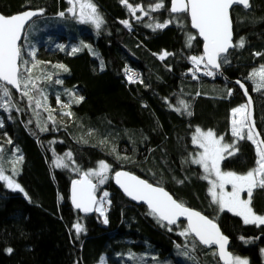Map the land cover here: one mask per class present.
<instances>
[{"label":"trees","instance_id":"obj_1","mask_svg":"<svg viewBox=\"0 0 264 264\" xmlns=\"http://www.w3.org/2000/svg\"><path fill=\"white\" fill-rule=\"evenodd\" d=\"M105 23L97 31L91 24H81L67 12V0H0V13L5 16L27 10L44 9V15L28 27L24 44L25 53L36 50V59L43 61L33 70L38 77V88L47 94L52 116L35 105L28 106L26 97L14 93L13 108L7 113L0 108V147L16 148L23 154L22 171L16 181L28 193L14 192L0 181V264H192L178 254L176 245L183 246L191 240L178 233L186 226L162 227L149 210L138 207L125 198L115 187L114 173L132 172L154 185L160 184L174 198L218 219L221 231L231 241L230 250L246 257L250 264H263L264 226L245 225L240 217L227 211L218 212L208 194L210 184L203 179L202 168L192 164L190 158L198 148L192 143L197 127L211 129L231 142V110L245 104L247 99L236 81L245 84L255 105V122L264 138V89L254 90V83L246 79L252 70L264 64V0H251V9L235 8L232 12L236 42L245 38L243 49L231 51V63L222 66L213 78L204 75L205 69L196 73L188 57L203 52V42L190 26L182 30L175 24L153 32L146 27L152 17L163 22L170 14L161 10L137 21L120 0H93ZM133 5L147 6L156 0H129ZM171 0H165L169 8ZM64 11L65 17L59 12ZM137 16H141L137 13ZM129 20L131 30L120 21ZM196 36L192 47H185L186 35ZM92 46L104 61L87 50L71 53L79 42ZM64 45L60 50L56 45ZM175 53L164 60L163 51ZM156 53L157 55H153ZM31 60V57H27ZM64 64L69 72L54 67ZM125 67L140 71L143 83L129 84L124 78ZM46 73H53L48 81ZM62 79L63 85L55 83ZM71 89L84 100L76 104L65 94ZM232 95H227V90ZM200 93V95H197ZM70 103V109L57 104ZM33 95L39 98L38 92ZM179 99L191 104L192 115L173 111ZM145 105H147L145 107ZM71 111V117L63 115ZM9 115L11 118L9 119ZM32 123H28L29 121ZM47 124L41 131L37 122ZM12 143L8 144L7 140ZM103 141V143H102ZM6 148H5V147ZM239 151L222 161V170L246 173L255 166V145L242 140ZM115 148V152H113ZM71 152L67 168L54 167V158ZM123 157H127L124 159ZM99 161L111 166L109 178L98 184L100 198L108 191L111 205L106 207L109 223L105 225L99 213L84 214L76 211L70 201V186L84 171L98 168ZM183 180L184 183H178ZM95 183H98L94 180ZM63 197V199H60ZM30 198V199H29ZM253 207L264 214V190H256ZM80 221L86 228L76 239L72 225ZM251 240L245 243L240 239ZM258 237V239H256ZM13 252L8 254L6 249ZM197 242L196 255L200 264H221L218 257ZM156 257V259H152Z\"/></svg>","mask_w":264,"mask_h":264},{"label":"snow or ice","instance_id":"obj_2","mask_svg":"<svg viewBox=\"0 0 264 264\" xmlns=\"http://www.w3.org/2000/svg\"><path fill=\"white\" fill-rule=\"evenodd\" d=\"M70 7L67 12L73 17L78 18L81 24H91L99 31L105 23L103 15L99 12L97 5L93 0H67ZM128 11L135 17L137 21L144 17H150L151 13L161 10L167 11L170 14L169 19L163 22L152 17V22L145 26L151 28L153 32L163 30L171 24H175L178 28L184 29L186 24L184 17L190 20V26L197 30L199 37L203 40V52L200 55H190L188 59L194 66L192 76L198 79L196 73L203 66L204 75L215 76L218 74L222 66L231 63L230 49H243L245 47V38L240 37L235 43L233 41V17L232 12L234 6L242 5L244 9L253 7L251 0H171L169 8L165 7V0H156L147 6L143 4L133 5L129 0H120ZM44 9L27 10L23 13L5 16L0 14V108L7 113H11L13 108L20 111L13 100V89L20 93L22 97H26L28 106L35 105L34 113L39 117V112L35 111L43 108L48 112V120L56 123L52 116L50 105L47 102V94L43 89L38 88V77H33V70L43 61L36 59V50L33 47L31 51L25 53L22 40L27 39L26 25L32 21L33 17L44 15ZM142 13L141 16H136V13ZM60 17H65L66 13L61 11L58 13ZM126 28L131 30L129 20L120 21ZM187 39L185 47L191 48L192 41L196 39L195 35L185 33ZM60 50H64V45H56ZM89 52L100 59V70H104V61L99 57L98 53L93 52L90 45H83ZM80 48L73 47L71 53L75 54L80 51ZM255 56L264 55V52L253 53ZM153 55H157L153 53ZM175 53L163 51L159 54V59L164 60L168 56H174ZM27 57H31L29 60ZM55 68L63 72H69V69L64 64H56ZM129 83H143L138 73L132 72L125 67L123 70ZM45 78L48 81L53 79V73H46ZM254 83V90L261 91L264 89V64L251 71L246 78ZM55 83L63 85L62 79H56ZM236 83L244 91L247 97V102L231 110V136L234 138L231 142L225 141L224 135H217L211 129L202 130L197 127L195 134L192 136V143L201 149L195 157L190 158L192 164L199 165L204 175L203 179L210 184L208 194L211 197V203L217 206L218 212H229L240 217L245 225H254L256 227L264 226V214L257 213L253 207V195L256 190H264V138L261 137V132L256 129L255 121L252 117L251 105L252 97L248 93L245 84L240 80ZM33 92L39 93V98L33 95ZM65 94L72 98L76 104L84 100L83 96H79L71 89L65 90ZM200 95V93H197ZM227 95H232V90H227ZM56 102L64 109H70V103H64L60 100V95H56ZM178 106H172L173 111L178 113H186L191 116V104L183 99H179ZM147 105H145L146 107ZM63 115L71 117V111H65ZM11 116L9 115V119ZM28 123H32L30 120ZM41 131H47V124L37 122ZM4 127V120L0 119V128ZM247 140L255 145L257 159L255 166L249 169L246 173H237L231 170H222V161L230 156H234L239 148V141ZM11 144V139L7 140ZM103 143V141H102ZM5 149L0 147V157L3 156ZM17 155L12 160V175H6L5 169L0 165V181H3L7 188L16 192L23 193L28 198V193L15 179L19 175V165L23 163L24 157L19 148L15 149ZM115 152V148H113ZM127 159V157H123ZM71 160L72 153L68 152L65 157L57 156L54 162L56 168H67L69 165L64 161ZM111 166L105 161H99L98 168L84 171L80 179L73 180L71 190V202L75 209L87 214L90 212L99 213L103 217V223H109L106 215V207L111 205V200L108 199L110 193L104 191L100 198L97 197L98 184L103 185L109 178ZM93 178L98 183L93 182ZM114 179L117 185L123 190L124 194L134 201L143 202L149 209V215L153 216L162 227L167 226L168 231L173 229L171 225H177L181 218L186 221V226L178 233L186 239L191 237V240L186 242L181 248L177 244L178 254L192 261V264H200L199 259L193 253L196 252L197 242L207 248L215 246L216 250L212 253L214 257H218L222 264H250L246 257L235 255L229 250V237L226 236L220 229L216 219L209 218L202 212L189 207L185 202L174 198L160 184H152L147 180L140 179L127 171H116ZM178 183L183 184L180 180ZM246 194V196L244 195ZM30 199V198H29ZM60 199H63L61 197ZM166 222V224L164 223ZM75 231L76 239L80 238L81 233H86V228L78 220L72 225ZM245 243L252 242L240 237ZM258 239V237L256 238ZM264 252V249H261ZM8 254L13 252L11 247L6 249ZM156 259V257H152ZM101 264H104L101 258Z\"/></svg>","mask_w":264,"mask_h":264},{"label":"water","instance_id":"obj_3","mask_svg":"<svg viewBox=\"0 0 264 264\" xmlns=\"http://www.w3.org/2000/svg\"><path fill=\"white\" fill-rule=\"evenodd\" d=\"M235 8H243V6L242 5H236V6H234V9ZM244 9V8H243ZM23 13V12H22ZM1 14V13H0ZM40 16H36V17H33V19H32V21H30L29 22V25L34 21V20H36V19H38ZM28 25H26V31H27V29H28ZM193 29V28H192ZM195 32H197V30L196 29H193ZM199 36V35H198ZM200 38V40L203 42V40H202V38L201 37H199ZM234 39H235V35H234V25H233V41H234ZM24 40H22V42H23ZM235 43V42H234ZM234 49H230L229 50V52H231V51H233ZM221 71V69L219 70V72ZM218 72V73H219ZM238 85V84H237ZM239 86V85H238ZM246 87V86H245ZM247 88V87H246ZM13 91H14V93H16V94H18V95H20V93H18V92H16L14 89H13ZM242 92H243V94H244V91L242 90ZM249 93V92H248ZM245 95V94H244ZM250 95V94H249ZM251 96V95H250ZM246 97V96H245ZM246 99H247V97H246ZM251 111H252V117H253V119H254V121H255V105H254V101H253V99H252V105H251ZM255 125H256V122H255ZM256 129H257V127H256ZM258 130V129H257ZM120 171H126V170H120ZM127 172H129V171H127ZM129 173H131V174H133V175H136V174H134V173H132V172H129ZM137 177H139L138 175H136ZM81 178V177H80ZM140 179H143V178H141V177H139ZM113 179H114V177H113ZM95 183V182H94ZM114 184H115V187L122 193V195L125 197V198H127L131 203H133L134 205H136V206H138V207H141V206H144V207H146L147 209H148V207H147V205L145 204V203H143V202H138V201H134V200H132L130 197H128L127 195H125L124 194V192H123V190L119 187V185H117L116 184V182H115V179H114ZM71 190H72V183H71V186H70V201H71ZM98 197V196H97ZM71 204H72V202H71ZM72 206H73V204H72ZM73 208H74V206H73ZM75 209V208H74ZM76 211H78V212H81L80 210H77V209H75ZM149 210V209H148ZM81 213H83V212H81ZM95 212H90V213H87V214H94ZM85 214V213H84ZM165 224H166V222H164ZM179 223H186V221L183 219V218H181V220H180V222ZM173 226H176V225H171L170 227H173ZM229 241H230V239H229ZM199 243V242H198ZM203 248H205V249H207V250H211V249H214V250H216V248H215V246H213L212 248H207L206 246H204V245H201ZM230 246H231V241H230V243H229V250H230ZM231 251V250H230ZM220 263L222 264V261H220Z\"/></svg>","mask_w":264,"mask_h":264},{"label":"rangeland","instance_id":"obj_4","mask_svg":"<svg viewBox=\"0 0 264 264\" xmlns=\"http://www.w3.org/2000/svg\"><path fill=\"white\" fill-rule=\"evenodd\" d=\"M139 15H142V13H140V12H137ZM137 13H136V16H137ZM145 18V17H144ZM143 18V19H144ZM79 44V46L80 47H77V48H80L81 50H87V51H89L87 48H85V47H83V45H85V44H83V42L81 41V42H79L78 43ZM87 45H89V44H87ZM91 46V45H90ZM91 48H92V46H91ZM93 49V48H92ZM79 52V51H78ZM93 52H94V50H93ZM90 53H92V52H90ZM93 54V53H92ZM41 111H42V108H41ZM43 113V111L41 112V114ZM43 115V114H42ZM38 118H41V116L39 115V117ZM195 146V145H194ZM5 147V146H4ZM196 147V146H195ZM6 148V147H5ZM198 148V147H197ZM200 151H202L201 149H199L198 148V151L196 152V154L198 153V152H200ZM195 154V155H196ZM195 155H192V157H195ZM15 155L13 154V152L11 151V147H10V149H6L5 150V152H4V154H3V156L2 157H0V165H2L3 167H4V169H5V174L6 175H12V172H11V168H12V163H11V160H12V158L14 157ZM55 159H56V157L54 158V162H55ZM66 164H68V159H65V161H64ZM59 169H61V168H59ZM21 171H22V164H20L19 165V174L21 173ZM18 176V175H17ZM17 176L15 177V179L17 178ZM80 179V178H79ZM94 180H95V178H93V182H94ZM96 195H97V193H96ZM245 196H246V194H244ZM98 196V195H97ZM99 198V197H98ZM264 249V248H263ZM241 257H243V256H241ZM262 257H263V264H264V252H262ZM103 262H104V264H107V262H106V260L105 259H103ZM101 264V263H100Z\"/></svg>","mask_w":264,"mask_h":264},{"label":"built area","instance_id":"obj_5","mask_svg":"<svg viewBox=\"0 0 264 264\" xmlns=\"http://www.w3.org/2000/svg\"><path fill=\"white\" fill-rule=\"evenodd\" d=\"M130 70H131L132 72L138 73V74L140 75V78H141L140 71H138V70H136V69H130ZM124 78H125V80L127 81V83H129L128 80H127V78H126V76H125V74H124ZM129 84H133V83H129Z\"/></svg>","mask_w":264,"mask_h":264}]
</instances>
